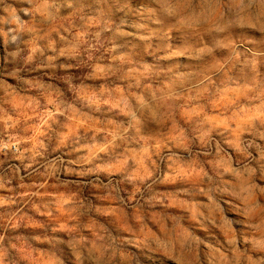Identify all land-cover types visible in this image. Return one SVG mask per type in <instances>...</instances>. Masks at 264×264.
Returning <instances> with one entry per match:
<instances>
[{
    "label": "rangeland",
    "instance_id": "1",
    "mask_svg": "<svg viewBox=\"0 0 264 264\" xmlns=\"http://www.w3.org/2000/svg\"><path fill=\"white\" fill-rule=\"evenodd\" d=\"M208 2L224 10L225 0ZM235 2L264 10V0ZM141 7L84 0V14L107 30L47 37L24 13H0V264H73L77 231L150 235L152 251L127 249L139 264H220L226 226L193 231L189 218L264 217V179L243 171L264 151L253 136L264 131V67L256 75L221 50L195 78L141 79L152 65L145 49L164 42ZM49 59L59 67H43ZM137 79L168 97L164 107L139 103L145 93L127 87ZM78 159L89 162L70 164ZM209 177L236 185L227 211L207 193Z\"/></svg>",
    "mask_w": 264,
    "mask_h": 264
},
{
    "label": "clouds",
    "instance_id": "2",
    "mask_svg": "<svg viewBox=\"0 0 264 264\" xmlns=\"http://www.w3.org/2000/svg\"><path fill=\"white\" fill-rule=\"evenodd\" d=\"M95 2L99 3L100 0ZM83 3L84 0H42L39 4L37 0H0V13L12 16L24 13L28 17V26L40 25L44 29V37L57 28L73 35L93 26L98 27L100 32L106 31L108 25L84 14ZM216 7L208 0H187L183 4H172L170 0H142V7L137 10V14L147 17L156 25L157 34L164 42L157 49H145L144 55L151 58L152 65L140 74V78H157L167 80L170 84L181 79L177 74L195 78L213 66L211 61L214 60V54L221 50L231 52L232 59L237 63L242 62L258 75L257 69L264 67V10L249 13L245 10L247 5H238L235 0H225L223 11L217 12ZM250 28L256 31H250ZM32 31L37 29L32 28ZM12 39L15 40L16 36L13 35ZM52 59L43 67L57 69L59 66ZM39 67L41 65H37ZM19 71L13 69L12 74ZM127 87H135L145 93L144 99L139 101L144 107H164V101L168 99L167 96L152 93L140 83V79ZM257 135L264 139V131H253V136ZM88 162L78 159L70 161V164ZM67 171L71 172L72 169ZM243 171L248 178L259 172L260 178L264 179V151L260 153L256 169L245 166ZM78 174L84 175V172ZM206 191L210 198L215 197L225 204L223 211L228 210L231 197L240 195L236 185H229L219 178L214 181L212 177L208 178ZM245 203H248L247 199ZM243 216L244 219L233 220L221 217V223L218 224L216 220L209 221L193 215L188 223L193 231L206 233L213 226H226L227 240L220 247L225 249L227 255L219 256L220 264H264V217L257 224L250 211L246 210ZM51 242L56 243L55 239ZM152 243V237L146 233H133L127 238L113 239L102 231L93 238L80 235L77 231L71 237L69 246L74 257L73 264H139L136 256L127 249L152 251Z\"/></svg>",
    "mask_w": 264,
    "mask_h": 264
}]
</instances>
